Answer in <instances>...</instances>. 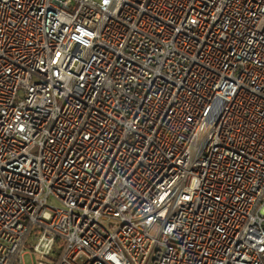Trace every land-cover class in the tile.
I'll return each mask as SVG.
<instances>
[{"label":"built area","instance_id":"built-area-1","mask_svg":"<svg viewBox=\"0 0 264 264\" xmlns=\"http://www.w3.org/2000/svg\"><path fill=\"white\" fill-rule=\"evenodd\" d=\"M0 183V264H264V0H0Z\"/></svg>","mask_w":264,"mask_h":264},{"label":"rangeland","instance_id":"rangeland-1","mask_svg":"<svg viewBox=\"0 0 264 264\" xmlns=\"http://www.w3.org/2000/svg\"><path fill=\"white\" fill-rule=\"evenodd\" d=\"M52 204H55V203H54V202H52ZM24 263H25V264H28V263H30V259H29V257H28V256L24 257Z\"/></svg>","mask_w":264,"mask_h":264},{"label":"bare ground","instance_id":"bare-ground-1","mask_svg":"<svg viewBox=\"0 0 264 264\" xmlns=\"http://www.w3.org/2000/svg\"><path fill=\"white\" fill-rule=\"evenodd\" d=\"M0 190H6V183H0Z\"/></svg>","mask_w":264,"mask_h":264}]
</instances>
